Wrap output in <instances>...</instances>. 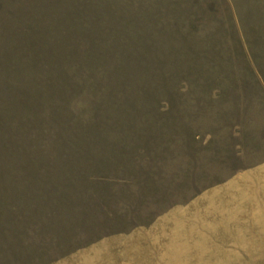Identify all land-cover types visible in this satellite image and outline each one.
Instances as JSON below:
<instances>
[{
	"label": "rangeland",
	"instance_id": "rangeland-1",
	"mask_svg": "<svg viewBox=\"0 0 264 264\" xmlns=\"http://www.w3.org/2000/svg\"><path fill=\"white\" fill-rule=\"evenodd\" d=\"M0 264H264V0H0Z\"/></svg>",
	"mask_w": 264,
	"mask_h": 264
}]
</instances>
